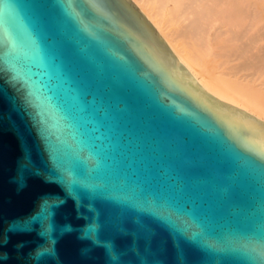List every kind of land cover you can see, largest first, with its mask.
I'll list each match as a JSON object with an SVG mask.
<instances>
[{"label": "water", "instance_id": "1", "mask_svg": "<svg viewBox=\"0 0 264 264\" xmlns=\"http://www.w3.org/2000/svg\"><path fill=\"white\" fill-rule=\"evenodd\" d=\"M0 264H264L263 122L133 0H0Z\"/></svg>", "mask_w": 264, "mask_h": 264}, {"label": "bare ground", "instance_id": "2", "mask_svg": "<svg viewBox=\"0 0 264 264\" xmlns=\"http://www.w3.org/2000/svg\"><path fill=\"white\" fill-rule=\"evenodd\" d=\"M208 103L264 129V0H133Z\"/></svg>", "mask_w": 264, "mask_h": 264}]
</instances>
